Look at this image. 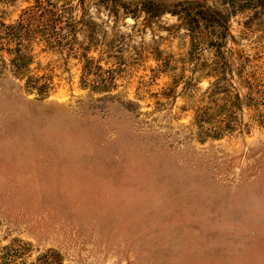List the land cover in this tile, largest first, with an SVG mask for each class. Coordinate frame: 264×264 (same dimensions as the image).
<instances>
[{"label":"rangeland","instance_id":"rangeland-1","mask_svg":"<svg viewBox=\"0 0 264 264\" xmlns=\"http://www.w3.org/2000/svg\"><path fill=\"white\" fill-rule=\"evenodd\" d=\"M159 1L221 13L224 52L264 80V0H0V21L59 40L34 46L44 95L0 55V264H264V127L244 108L233 131L193 135L214 49L194 52ZM81 56L110 91L83 82Z\"/></svg>","mask_w":264,"mask_h":264},{"label":"trees","instance_id":"trees-1","mask_svg":"<svg viewBox=\"0 0 264 264\" xmlns=\"http://www.w3.org/2000/svg\"><path fill=\"white\" fill-rule=\"evenodd\" d=\"M79 1L83 3V0ZM252 1L261 2L263 0ZM200 3L203 5V2L200 1ZM229 7L239 8L242 4L232 1ZM34 8L43 10L41 4ZM122 9L125 12L128 11L127 8ZM205 10L215 14L212 20L204 18L203 11L193 12L191 19L188 20L186 15H191V8L180 7L176 10H168L159 1V12L169 11L180 15L187 21L194 52L202 43H207L214 49V60L207 63L204 68L210 79L209 85L203 91L206 104L195 107L190 131L198 140L217 139L236 127H240L238 113H243L244 108L249 111V119L253 123L264 127V80L259 72L245 69L249 62L248 58L236 66L232 51L229 55L224 52V42L228 36L231 37L228 32L227 19L209 6L205 7ZM204 19L210 21L208 26L204 25ZM49 24V22L35 24L27 17L17 19L13 23L0 21V55L7 56V63L3 62L11 67L10 70L17 79H24V85L28 90H35L39 95H44L50 85L47 82L38 84L39 78L30 75L28 71L34 59L36 44L41 43L45 48H52L55 47V43L59 42L52 36ZM205 28L210 29L208 33L205 32ZM81 57L84 59L83 82L88 84L92 91H110L113 88V81H109L101 73V66L93 67L95 64L93 65L92 59L87 56ZM92 70L97 71L92 72ZM91 73H95V79L89 76ZM246 126L248 127V124Z\"/></svg>","mask_w":264,"mask_h":264}]
</instances>
